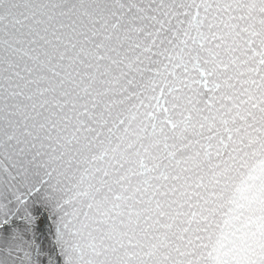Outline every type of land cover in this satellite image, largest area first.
Returning <instances> with one entry per match:
<instances>
[{
  "label": "snow or ice",
  "instance_id": "obj_1",
  "mask_svg": "<svg viewBox=\"0 0 264 264\" xmlns=\"http://www.w3.org/2000/svg\"><path fill=\"white\" fill-rule=\"evenodd\" d=\"M0 264H264V0H0Z\"/></svg>",
  "mask_w": 264,
  "mask_h": 264
}]
</instances>
